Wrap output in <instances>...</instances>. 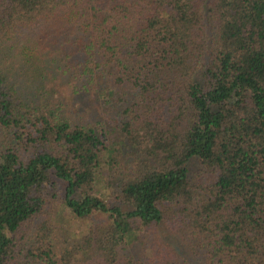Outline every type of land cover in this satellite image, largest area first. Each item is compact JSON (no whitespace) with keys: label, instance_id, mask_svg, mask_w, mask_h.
<instances>
[{"label":"trees","instance_id":"trees-1","mask_svg":"<svg viewBox=\"0 0 264 264\" xmlns=\"http://www.w3.org/2000/svg\"><path fill=\"white\" fill-rule=\"evenodd\" d=\"M0 264H264V0H0Z\"/></svg>","mask_w":264,"mask_h":264},{"label":"rangeland","instance_id":"rangeland-1","mask_svg":"<svg viewBox=\"0 0 264 264\" xmlns=\"http://www.w3.org/2000/svg\"><path fill=\"white\" fill-rule=\"evenodd\" d=\"M98 115L101 117V119L103 120H111L112 124H115V121L113 120L115 114H108L104 109H102V107H98ZM105 218V216H97L96 218H94L95 221H100L103 220ZM85 227V225H83ZM87 226V225H86ZM158 234L163 237L166 241L169 242H173L174 244H179V239L177 238V236H175L174 234H172L167 228L166 226L162 225L159 226V228L157 229ZM156 231V232H157ZM145 253V249L144 252ZM146 255V253L144 254V256Z\"/></svg>","mask_w":264,"mask_h":264}]
</instances>
